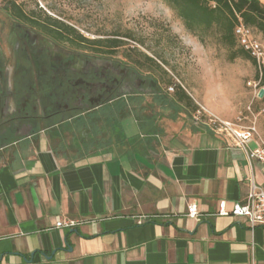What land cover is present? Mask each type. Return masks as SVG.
<instances>
[{
	"label": "crops",
	"instance_id": "1",
	"mask_svg": "<svg viewBox=\"0 0 264 264\" xmlns=\"http://www.w3.org/2000/svg\"><path fill=\"white\" fill-rule=\"evenodd\" d=\"M187 95L46 124L0 151V264H264V225L217 214L264 168L191 122ZM257 130L264 141V116Z\"/></svg>",
	"mask_w": 264,
	"mask_h": 264
},
{
	"label": "flooded vegetation",
	"instance_id": "2",
	"mask_svg": "<svg viewBox=\"0 0 264 264\" xmlns=\"http://www.w3.org/2000/svg\"><path fill=\"white\" fill-rule=\"evenodd\" d=\"M61 31L37 8L17 0L0 6V151L40 126L162 95L153 60L80 48Z\"/></svg>",
	"mask_w": 264,
	"mask_h": 264
},
{
	"label": "rangeland",
	"instance_id": "3",
	"mask_svg": "<svg viewBox=\"0 0 264 264\" xmlns=\"http://www.w3.org/2000/svg\"><path fill=\"white\" fill-rule=\"evenodd\" d=\"M17 1L74 27L77 32L69 35L77 47L94 49L98 45L100 50L114 49L143 64L145 56L152 57L153 71L168 97L182 86L192 104L204 106L234 126L257 129L264 116V106L258 101L261 87L249 84L256 78L252 61L243 56L231 59L233 49L220 40L215 27L200 32L204 37V42L201 41L164 0ZM7 3L8 0H0V6ZM79 34L89 40L101 39L103 43L85 41L83 44ZM111 38L120 39L118 47L105 45ZM152 102V95H148L145 103ZM193 113L194 110L189 116L191 122ZM98 115L112 117L107 109L89 117Z\"/></svg>",
	"mask_w": 264,
	"mask_h": 264
},
{
	"label": "built area",
	"instance_id": "4",
	"mask_svg": "<svg viewBox=\"0 0 264 264\" xmlns=\"http://www.w3.org/2000/svg\"><path fill=\"white\" fill-rule=\"evenodd\" d=\"M263 36L259 32H255L253 28L243 22L240 18L234 28V34L237 37L239 46L249 53L254 60L259 79L249 82L250 85L258 87L261 80L264 78V30ZM174 90V87H171ZM193 122L197 125H207L217 134L228 136L234 145L242 148L246 153L249 161L258 160L264 168V141L257 139L258 132L256 127H240L234 126L230 121L221 119L210 113L204 106L200 105L194 110ZM256 142L257 146L252 148L250 143ZM189 216L198 217L199 211L195 203H191L187 207ZM219 215H235L246 217L249 221L251 229L258 225H264V185H259L254 181L251 182L248 195L243 202H236L231 211L226 207L225 201H222L217 212ZM79 221L70 219L67 221H58V227H72Z\"/></svg>",
	"mask_w": 264,
	"mask_h": 264
},
{
	"label": "trees",
	"instance_id": "5",
	"mask_svg": "<svg viewBox=\"0 0 264 264\" xmlns=\"http://www.w3.org/2000/svg\"><path fill=\"white\" fill-rule=\"evenodd\" d=\"M172 7L178 17L184 22L185 27L199 36L204 42L200 32L215 27L219 32L220 40L233 49L231 59L239 56L251 58L249 53L243 50L234 34V28L241 18L243 22L253 28L255 32L264 30V3L260 0H164ZM58 27L62 29L61 36L68 38L69 34L77 32L76 29L57 20ZM65 32V34L63 33ZM78 37L82 41L97 42L102 44L101 39L89 40L83 35ZM120 39H107L105 45L111 48L119 46ZM113 50V49H112ZM148 60H155L146 56ZM181 92L185 89L180 86ZM187 98L190 97L187 95ZM197 108L195 105L194 110Z\"/></svg>",
	"mask_w": 264,
	"mask_h": 264
},
{
	"label": "water",
	"instance_id": "6",
	"mask_svg": "<svg viewBox=\"0 0 264 264\" xmlns=\"http://www.w3.org/2000/svg\"><path fill=\"white\" fill-rule=\"evenodd\" d=\"M263 94H264V89H261V91H260L259 95L262 97V96H263Z\"/></svg>",
	"mask_w": 264,
	"mask_h": 264
}]
</instances>
